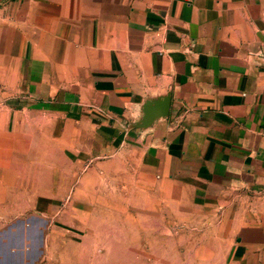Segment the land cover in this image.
<instances>
[{"label": "crops", "instance_id": "obj_1", "mask_svg": "<svg viewBox=\"0 0 264 264\" xmlns=\"http://www.w3.org/2000/svg\"><path fill=\"white\" fill-rule=\"evenodd\" d=\"M104 154L149 198L217 210L222 264H264V0H0V264L128 262L127 227L79 223Z\"/></svg>", "mask_w": 264, "mask_h": 264}, {"label": "rangeland", "instance_id": "obj_2", "mask_svg": "<svg viewBox=\"0 0 264 264\" xmlns=\"http://www.w3.org/2000/svg\"><path fill=\"white\" fill-rule=\"evenodd\" d=\"M81 164L84 194L76 206L81 209L79 223H96L117 236L128 228V262H120L116 254L124 248L117 246L98 249L108 255L98 257L96 264H222L226 237L217 210L191 200L149 198L152 193L141 191L143 186L136 183L134 172L119 157L104 154ZM70 203H66V210ZM124 207L129 210L127 223L125 212L120 210ZM141 224L145 227L144 241H140Z\"/></svg>", "mask_w": 264, "mask_h": 264}, {"label": "water", "instance_id": "obj_3", "mask_svg": "<svg viewBox=\"0 0 264 264\" xmlns=\"http://www.w3.org/2000/svg\"><path fill=\"white\" fill-rule=\"evenodd\" d=\"M171 96L169 94L147 99L142 106V116L131 129L145 130L150 128L156 121L168 118L170 114Z\"/></svg>", "mask_w": 264, "mask_h": 264}]
</instances>
